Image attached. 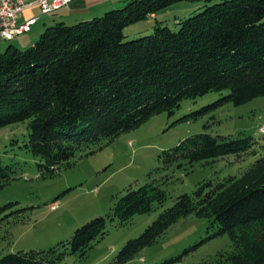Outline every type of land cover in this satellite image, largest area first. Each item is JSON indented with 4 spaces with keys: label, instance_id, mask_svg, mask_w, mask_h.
<instances>
[{
    "label": "trees",
    "instance_id": "1",
    "mask_svg": "<svg viewBox=\"0 0 264 264\" xmlns=\"http://www.w3.org/2000/svg\"><path fill=\"white\" fill-rule=\"evenodd\" d=\"M185 2L198 4V12L176 20L177 31L158 21L161 11ZM150 18L158 21L153 34L126 39L128 27ZM225 91L181 120L264 97V0H132L102 16L49 26L31 47L10 44L0 55V128L28 121L23 148L40 160L43 176L54 177L152 117L173 116L184 100ZM258 144L251 136L205 131L163 151L159 170L174 164L192 169L228 156L242 161L259 155L264 146ZM14 174L0 156V190ZM167 200L158 181L129 187L107 216L77 229L67 243L49 251L9 253L0 264H61L65 253L60 250L67 248L84 257L107 235L108 220L125 226ZM17 204L1 207L0 220L24 223L21 213L28 209L11 210ZM191 215L208 220L209 238L228 235L233 246L200 264H264V151L240 176L203 181L178 196L126 243L115 264L128 263Z\"/></svg>",
    "mask_w": 264,
    "mask_h": 264
},
{
    "label": "rangeland",
    "instance_id": "2",
    "mask_svg": "<svg viewBox=\"0 0 264 264\" xmlns=\"http://www.w3.org/2000/svg\"><path fill=\"white\" fill-rule=\"evenodd\" d=\"M197 9L198 4L179 3L161 11L157 19L177 31L176 20L195 15ZM158 21L150 18L128 27L124 31L126 39L153 34ZM10 44L25 48L18 38L12 42L0 38V55ZM227 94L228 91L209 93L195 100H184L173 116L162 113L152 117L141 127L105 144L96 154L77 158L74 167L63 169L54 177L43 176L38 168L40 160L23 148L29 136L28 121L0 128V156L3 164L15 171L8 185L0 190V208L19 203L11 210L28 209L21 213L20 219L24 216V223L14 225L0 220V258L20 251H49L67 243L77 229L97 217L107 216L129 187L137 189L158 181L168 194L163 206L150 214L135 216L125 226L108 220L107 235L84 257L79 253L72 254L70 248L60 250L65 253L61 264H115L126 243L139 237L178 196L192 193L203 181L217 182L229 176H240L264 151V133L261 132L264 97L241 106L225 105L197 120H181ZM205 131L232 138L251 136L262 149L258 148L259 155L242 161L228 156L198 163L192 169L174 164L169 170H159L162 167L159 156L163 151ZM211 234L207 219L191 215L172 226L156 244L143 249L126 264H165L173 260L170 264H200L220 252L233 250L228 235L209 238Z\"/></svg>",
    "mask_w": 264,
    "mask_h": 264
},
{
    "label": "crops",
    "instance_id": "3",
    "mask_svg": "<svg viewBox=\"0 0 264 264\" xmlns=\"http://www.w3.org/2000/svg\"><path fill=\"white\" fill-rule=\"evenodd\" d=\"M35 1L36 0H26V3L32 4ZM130 1L132 0H74L68 7L52 15H42L40 8L33 5L25 11L21 21H25L31 17H38V21L33 26L31 32L18 37V42L22 47H31L37 41L41 33L49 26L58 22L74 24L82 20L102 16L105 12L123 7ZM154 17H157V15L152 16V18Z\"/></svg>",
    "mask_w": 264,
    "mask_h": 264
},
{
    "label": "built area",
    "instance_id": "4",
    "mask_svg": "<svg viewBox=\"0 0 264 264\" xmlns=\"http://www.w3.org/2000/svg\"><path fill=\"white\" fill-rule=\"evenodd\" d=\"M74 0H36L27 4L26 0H0V38L13 41L16 38L31 32L37 23L38 17H31L21 21L25 11L36 5L42 15H52L68 7ZM264 133V127L261 128Z\"/></svg>",
    "mask_w": 264,
    "mask_h": 264
}]
</instances>
